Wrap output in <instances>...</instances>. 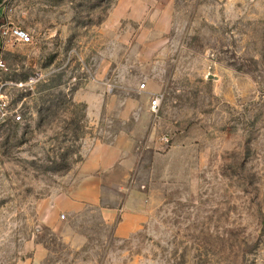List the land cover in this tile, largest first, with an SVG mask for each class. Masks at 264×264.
<instances>
[{
	"label": "rangeland",
	"instance_id": "1",
	"mask_svg": "<svg viewBox=\"0 0 264 264\" xmlns=\"http://www.w3.org/2000/svg\"><path fill=\"white\" fill-rule=\"evenodd\" d=\"M145 4L0 0L33 41L3 58L0 264H264V0ZM132 141L73 207L93 145Z\"/></svg>",
	"mask_w": 264,
	"mask_h": 264
},
{
	"label": "crops",
	"instance_id": "2",
	"mask_svg": "<svg viewBox=\"0 0 264 264\" xmlns=\"http://www.w3.org/2000/svg\"><path fill=\"white\" fill-rule=\"evenodd\" d=\"M134 2L135 12L131 14L133 18L138 15L139 11L147 7L145 3L148 0H134ZM2 15L3 13L0 9V32L1 27L5 24ZM13 46L15 45L4 42L0 33V58L8 57L13 50ZM134 152V141L126 145L117 142H99L94 144L81 165L80 173L84 177V181L71 194L69 199L71 205L77 209L79 204L83 202H99L100 194L104 191V179L110 176L113 170H120L123 175L133 170L136 163Z\"/></svg>",
	"mask_w": 264,
	"mask_h": 264
},
{
	"label": "built area",
	"instance_id": "3",
	"mask_svg": "<svg viewBox=\"0 0 264 264\" xmlns=\"http://www.w3.org/2000/svg\"><path fill=\"white\" fill-rule=\"evenodd\" d=\"M1 37L6 43L14 45L32 44L30 34L22 28L5 23L1 27ZM8 72L7 65L3 58H0V132H2L10 123L20 124L23 121L22 110L15 107L9 92V86L12 82L4 81L3 75ZM145 84L141 85V89ZM163 96L156 95L150 101V108L153 113H157L161 107ZM168 143V140L165 141ZM63 218V216H62Z\"/></svg>",
	"mask_w": 264,
	"mask_h": 264
}]
</instances>
